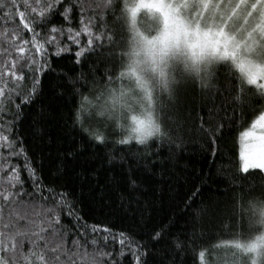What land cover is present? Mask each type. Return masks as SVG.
<instances>
[{
  "label": "snow or ice",
  "instance_id": "obj_1",
  "mask_svg": "<svg viewBox=\"0 0 264 264\" xmlns=\"http://www.w3.org/2000/svg\"><path fill=\"white\" fill-rule=\"evenodd\" d=\"M0 14L5 25L18 15L23 29L13 27L0 34L5 37L0 44V106L10 113L0 110V116L11 121L10 131L0 128L5 142L0 152L7 150L8 158L17 162L23 158L22 167L0 166V177H7L0 179V264H77L78 255L85 258L84 264H150V257L158 254L152 245L166 238L174 243L171 264H177L175 257L186 255L195 239L191 233L180 242L171 228L189 214L201 189L176 192L172 199L179 213L167 227H154L143 185L154 179L157 169L162 180L166 175L179 179L172 169L180 175L187 171L181 162L188 141L175 135L170 122L175 119L177 94L183 91L187 96L189 88L212 92L207 120L197 114L204 140L200 148L210 149L205 179H214L213 169L217 178L234 179L225 171L223 143L237 118L235 108L231 115L227 109L240 97L223 100L214 77L223 71L234 89L264 107V0H22V5L0 0ZM142 18L150 21L143 30ZM65 59L68 64L61 63ZM45 89L72 109L63 129L70 148L57 155L58 164L45 165L43 154L34 158L21 134ZM77 97H82L79 103ZM85 102L93 109L95 129L82 119ZM220 111L224 115L216 119ZM37 116L27 135L42 143L43 110ZM260 119L264 121V115ZM74 143L77 147H71ZM88 149L89 166L75 174L81 180L75 185L67 178L68 164ZM96 162L98 168L93 166ZM255 170L264 173V150L241 165L243 173ZM105 172L112 174L111 180L101 186ZM190 174L204 176L195 168ZM86 185L89 195L98 193L101 201L111 200L115 192L116 211L130 226L114 230V224L86 217ZM253 193L264 198V188L248 195ZM37 202L43 206L39 214ZM239 228L243 238L224 246L230 251V264H264V211L258 224L241 220Z\"/></svg>",
  "mask_w": 264,
  "mask_h": 264
},
{
  "label": "trees",
  "instance_id": "obj_2",
  "mask_svg": "<svg viewBox=\"0 0 264 264\" xmlns=\"http://www.w3.org/2000/svg\"><path fill=\"white\" fill-rule=\"evenodd\" d=\"M18 3L22 5V0H18ZM20 10L25 9L21 7ZM27 11L30 13L31 10ZM18 21L19 17L17 15L13 23L5 25L3 19L0 18V34L11 31L13 27H18L23 31ZM4 41L5 37L0 35V44H3ZM53 59L56 58L53 57ZM61 63L68 64L69 61L65 59ZM229 79L230 77L223 71H220L214 77V82L218 84L221 93L224 94L223 100L231 101L236 97H240L236 103L227 109L228 114L231 115L233 108H235L237 118L233 121L231 131L226 133V139L223 143L225 171L229 177H233L234 179L217 178L215 169H213L212 173L214 179H205L208 173L210 149L208 152H204L200 148V144L204 143V140L201 139V135L198 132L200 118L197 114L199 113L207 120L208 108L213 106L212 101L208 99L212 92L209 90L202 93L198 89L189 88L187 96H185L183 91L177 94L178 99L175 111L172 113L175 119L170 122L171 127L175 130V135H182L184 140L188 141V149L181 162V166L186 168L187 171L184 175H180L175 169H172L173 177L178 176L179 179L176 180L166 175L162 180L160 170L157 169L154 179L147 180L143 185V191L147 193L145 202L150 203L152 209V224L154 227H167L179 213V209L175 208V202L172 199L176 192L194 191L198 187L201 189L200 195L196 198L192 208L189 209V214L177 219L171 228L173 236L179 235L180 242L184 241L186 234L194 233L193 238L195 239V243L187 246L186 255L180 253L175 257L177 264H179L181 258L183 259V264H230V251L224 247L225 244H229L235 239L243 238L239 235L241 220L245 224L249 222L258 224L261 220V212L264 211V198L254 193L248 195L253 189L259 190L264 188V173H260L259 170L251 171L247 174L243 173L241 171L242 162L240 158V134L263 111L264 107H261L259 104L254 105L251 102L252 97L250 94L246 92L241 93L238 88L234 89L228 83ZM108 87L112 86L109 85ZM115 87H121L119 82H117ZM84 95L89 96V93L86 92ZM76 100L79 103L82 97H77ZM90 100H92L91 96ZM94 102L92 100V103ZM216 103L217 105L222 103V97L219 94L216 96ZM0 110L10 115L7 108L0 106ZM41 110H43L41 124L46 130L42 143L39 139L33 140L27 135L28 125L32 123L33 118L40 119L37 114ZM92 111L93 109L89 103L85 102L82 119L86 125L91 123L95 129L97 124L94 120L90 119ZM71 112L72 109L64 101L53 98V94L48 89H45V96L42 102H37L33 106L32 111L29 113V118L21 126L23 129L21 134L27 140V147L34 158L39 159L41 154H43L45 165L59 163L55 159L57 155L70 148L68 139L63 136V129L64 121L71 119ZM241 112L244 115H241ZM223 115V111H220L216 115V119L222 118ZM0 120L4 121L3 124H0V128L4 129L5 132L10 131L8 125L11 121L5 119L3 116H0ZM39 135L40 133L38 132ZM4 143V141L0 140V144ZM71 147H77V144L74 143ZM17 151H19V148H17ZM91 151V149L86 150L76 161H70L68 164L67 170L69 175L67 178L74 180L75 185L81 183L80 179H76L75 174L79 173L82 168L89 166L86 161H89ZM10 155L7 150L0 152V166L5 169L9 165L22 167L23 158L21 157L17 162L15 159H9ZM216 159L219 162L220 157L218 156ZM93 166L98 168L99 163L96 162ZM193 168L197 172L203 170L204 176L197 179L195 175L190 174ZM111 176V173H102L100 177L101 186L108 183L111 180ZM0 179L6 180L7 177L3 176ZM92 184L93 186L95 185V179H93ZM76 191L77 195H79L81 189L77 187ZM89 191L90 189L86 185L83 189L84 198L82 200V211L86 217L114 224L116 226L114 230L130 226V221L116 211L119 201L115 192L111 200L105 197L101 201L98 193L96 195H89ZM181 208H183V205H181ZM42 210L43 206L37 202L35 214L41 213ZM197 213H200V215L197 216ZM145 215L148 214L146 213ZM36 222L39 223L40 221L36 220ZM233 222L237 225L236 227L232 226ZM152 249L153 252H157L158 254L150 257V264H171L174 243H169L168 238L159 243H154ZM83 251L82 249L81 252ZM201 252H204L205 256L201 257ZM209 256H211V260ZM226 256L229 257L228 260H225ZM84 260L85 258L82 255L77 256V264H84ZM109 264H113V262L110 261Z\"/></svg>",
  "mask_w": 264,
  "mask_h": 264
},
{
  "label": "rangeland",
  "instance_id": "obj_3",
  "mask_svg": "<svg viewBox=\"0 0 264 264\" xmlns=\"http://www.w3.org/2000/svg\"><path fill=\"white\" fill-rule=\"evenodd\" d=\"M149 23V20L142 18L139 27L142 30L146 29ZM262 115H264V109L240 134V158L241 152H243L244 160L258 157L259 153L264 150V127H262L264 121L260 119ZM244 160L241 158L242 163Z\"/></svg>",
  "mask_w": 264,
  "mask_h": 264
}]
</instances>
